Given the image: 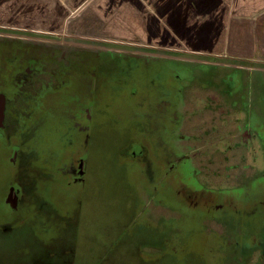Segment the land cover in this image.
Instances as JSON below:
<instances>
[{
  "label": "rangeland",
  "instance_id": "1",
  "mask_svg": "<svg viewBox=\"0 0 264 264\" xmlns=\"http://www.w3.org/2000/svg\"><path fill=\"white\" fill-rule=\"evenodd\" d=\"M0 31L73 46L49 60L50 44L0 42V68L11 48L38 57L0 135L21 149L9 165L0 159V264H264V191L246 202L264 188V74L112 32ZM141 144L159 157H138ZM164 151L178 159L166 175ZM255 176L236 209L228 191ZM12 184L16 206L5 197ZM197 190L206 205L184 199Z\"/></svg>",
  "mask_w": 264,
  "mask_h": 264
},
{
  "label": "crops",
  "instance_id": "2",
  "mask_svg": "<svg viewBox=\"0 0 264 264\" xmlns=\"http://www.w3.org/2000/svg\"><path fill=\"white\" fill-rule=\"evenodd\" d=\"M0 28L121 34L264 74V0H0ZM82 35V36H80Z\"/></svg>",
  "mask_w": 264,
  "mask_h": 264
},
{
  "label": "flooded vegetation",
  "instance_id": "3",
  "mask_svg": "<svg viewBox=\"0 0 264 264\" xmlns=\"http://www.w3.org/2000/svg\"><path fill=\"white\" fill-rule=\"evenodd\" d=\"M3 30H7L5 28H0ZM12 30V29H10ZM27 33H31L30 31H24ZM0 42H5L7 44H14V45H24V44H30L33 47H38L37 44L38 43H47L50 44L54 47V49H52L50 51L49 56V60L52 58H56L55 53L53 52V50L56 49H60L62 51H66L71 49L73 46H64L61 45L60 43H48L46 41H41L38 39H34L33 37H31V35L29 34H18L12 31H0ZM62 46V47H61ZM64 46V47H63ZM22 52H25L24 54ZM6 57H4L3 60V64L5 65H9V68H0V111L2 113V119L0 121V135H5L6 133L4 132V121H5V117H6V105L8 102L11 101V99H15L14 98V93L16 91L19 90V88H23L24 84L22 83L24 80H28V79H33L34 76L37 75L38 73V68H37V63H38V57L37 55H34V52L31 51L29 52L28 50L26 51H22L21 49H17L16 51L14 50V48L10 49V52L8 54H5ZM1 58V57H0ZM26 58V62L24 64V60ZM58 61H60V57L57 58ZM17 64H19L17 66ZM10 65L12 67H10ZM61 73L63 72H71L73 71L72 68L67 67L64 69H61ZM6 72L9 74L7 75ZM21 81V82H20ZM28 86V85H27ZM50 90L48 91H43L44 93L43 95V101H47L51 98V96L53 98L56 97V95H60L61 91L59 89L52 91V93H49ZM59 92V93H58ZM48 97L47 100L45 97ZM52 98V99H53ZM17 100V99H16ZM22 102L25 101V99H21ZM173 102V101H172ZM178 103V102H177ZM181 104L183 103H178L177 106H175L177 109H179V105L181 106ZM90 107H92V105H88V108H86V117L90 118ZM153 121L155 122L159 117H161V108H159V112H156L153 114ZM177 126H175V128H177ZM178 129V128H177ZM249 132H251L253 134L254 137L260 138L258 136L257 131H253V129H250ZM150 135V134H149ZM151 135H156V132H154ZM16 143V144H15ZM19 146V140L15 141V142H11V143H7L4 141L0 142V159H1V164H6L9 165L8 163L11 162H15V159H17V156L20 154V148ZM81 148L83 147L80 146ZM153 145L152 144H145V146H143L142 144L139 146V148H136L134 151L136 152V155H138V157H147L152 155L151 152H153ZM144 150V151H142ZM154 150L158 151L157 148H154ZM75 153V152H74ZM70 158V162L71 164H73V162L76 164H79V162H77V160H74V158L76 159V154L69 156ZM158 163V160H157ZM177 163L178 161H175L173 164H171V166L169 168H167L166 174H168L170 171L176 170L177 169ZM163 164V163H162ZM194 168V167H193ZM75 174V172H74ZM83 171L80 169L77 171V173L75 175L72 176V179H81L83 178ZM165 175H163L162 177H164ZM178 176V175H177ZM182 177H184V175L182 174ZM181 177V178H182ZM259 179V176H255L253 178H249L248 180H246L242 185L240 186H236L231 188L228 192L229 195L231 197V200H229L230 202H234L233 204L237 207L236 209H239V205L237 203V192H240L242 190H246V194L244 195V200L246 197H248V192L252 193L253 190H251V188L249 186H252L253 183H256L257 180ZM257 184V183H256ZM200 188V187H199ZM201 189V188H200ZM24 190L28 193V191L30 190L29 187L27 185L24 186ZM202 191L197 190V196H195V198L192 197H182L185 200H187L189 203H196L197 201L199 202H203V205H206V202H208L206 199V201L202 200V198H199V196H203ZM179 193L180 195L183 193V191H181V189H179ZM184 196V194L182 195ZM250 196L252 197H248V199H246L247 203H251L252 200H254L256 202V199L254 198V194H251ZM6 200L16 206L17 204H19L22 200V194L20 189L18 188L17 185L12 184V186H9V191L6 193L5 195ZM228 197V199L230 198ZM256 197V195H255ZM220 201V200H218ZM248 203V204H249Z\"/></svg>",
  "mask_w": 264,
  "mask_h": 264
},
{
  "label": "trees",
  "instance_id": "4",
  "mask_svg": "<svg viewBox=\"0 0 264 264\" xmlns=\"http://www.w3.org/2000/svg\"><path fill=\"white\" fill-rule=\"evenodd\" d=\"M150 135H151V133H150ZM151 153H152V155H154V153H156V157H159V152L157 153L155 150H153V152H151ZM168 156H169V154H167V152L164 151L163 152V158L162 159H163V161H165V164L164 165L170 167L171 166V163H174L175 161H178V159H177V157L169 158ZM168 167H166V168H168ZM262 190L264 191V188L260 189V187H258V188L255 189L254 193L256 194V197H257V195H258V197L263 196L262 195L263 192L262 193L259 192V191H262ZM255 194H254V197H255ZM256 197H255V199H256ZM249 253H251V252H249Z\"/></svg>",
  "mask_w": 264,
  "mask_h": 264
},
{
  "label": "water",
  "instance_id": "5",
  "mask_svg": "<svg viewBox=\"0 0 264 264\" xmlns=\"http://www.w3.org/2000/svg\"><path fill=\"white\" fill-rule=\"evenodd\" d=\"M1 119H2V113H1V111H0V121H1Z\"/></svg>",
  "mask_w": 264,
  "mask_h": 264
}]
</instances>
